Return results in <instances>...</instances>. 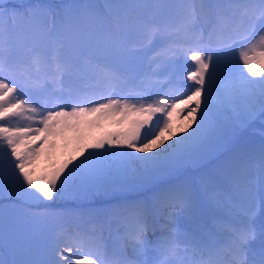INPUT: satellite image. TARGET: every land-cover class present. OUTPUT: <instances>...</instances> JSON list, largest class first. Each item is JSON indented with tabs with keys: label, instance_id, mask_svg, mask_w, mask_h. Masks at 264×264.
<instances>
[{
	"label": "snow or ice",
	"instance_id": "1",
	"mask_svg": "<svg viewBox=\"0 0 264 264\" xmlns=\"http://www.w3.org/2000/svg\"><path fill=\"white\" fill-rule=\"evenodd\" d=\"M261 60L264 0H0V264H264Z\"/></svg>",
	"mask_w": 264,
	"mask_h": 264
},
{
	"label": "rangeland",
	"instance_id": "2",
	"mask_svg": "<svg viewBox=\"0 0 264 264\" xmlns=\"http://www.w3.org/2000/svg\"><path fill=\"white\" fill-rule=\"evenodd\" d=\"M17 2L18 0H9V5L15 4ZM26 2H31V0H26ZM262 66H264V60H261L259 62H254V67L256 68L257 71H260ZM254 79H258V77H254ZM113 98H120V97H113ZM156 98L158 99V97ZM129 99H132V102H136V100L131 97H129ZM181 99H185V97L181 96ZM184 107H185L184 105L178 104L176 110L173 111L172 116L170 118L171 125L173 129H175L177 132H179L181 127L187 124V120L185 119L187 115V111L185 110L182 112L180 110L181 108ZM14 120H19V124L17 126H21V127L27 126L29 123H32L22 118H14ZM253 124L256 126L259 124L260 129L264 132V120L257 119L253 122ZM38 126L40 125L32 123V127H38ZM127 127L128 125L126 122L118 124L115 123L114 120L108 119V120H104L100 127H93L89 129L87 132V136L89 140H92L108 132L125 131ZM167 135L168 133H165V136ZM168 142L170 143L171 141ZM262 145H264L263 139L259 141V145H255V149L257 152H259ZM74 148H75V144L73 142H66L63 139L57 141V147L54 149L45 147L44 151L41 153V155L34 164V169L36 174L40 175L42 173H45L51 170L54 166H58L61 162L67 160L69 155L74 151ZM76 154L79 155V153ZM48 203H53V202H48ZM55 203H64V201H56ZM53 226L55 227V224Z\"/></svg>",
	"mask_w": 264,
	"mask_h": 264
},
{
	"label": "trees",
	"instance_id": "3",
	"mask_svg": "<svg viewBox=\"0 0 264 264\" xmlns=\"http://www.w3.org/2000/svg\"><path fill=\"white\" fill-rule=\"evenodd\" d=\"M31 2H33V0H31ZM55 2H59V0H55ZM59 204L63 205V203H59Z\"/></svg>",
	"mask_w": 264,
	"mask_h": 264
}]
</instances>
